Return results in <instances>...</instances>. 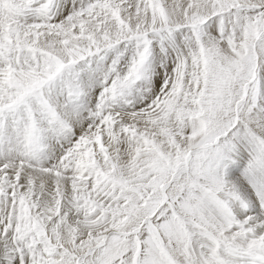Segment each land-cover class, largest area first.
Listing matches in <instances>:
<instances>
[{
	"label": "snow or ice",
	"instance_id": "1",
	"mask_svg": "<svg viewBox=\"0 0 264 264\" xmlns=\"http://www.w3.org/2000/svg\"><path fill=\"white\" fill-rule=\"evenodd\" d=\"M0 264H264V0H0Z\"/></svg>",
	"mask_w": 264,
	"mask_h": 264
}]
</instances>
